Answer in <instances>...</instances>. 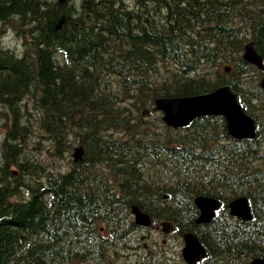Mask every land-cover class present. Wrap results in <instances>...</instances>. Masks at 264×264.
Listing matches in <instances>:
<instances>
[{"label": "trees", "instance_id": "trees-1", "mask_svg": "<svg viewBox=\"0 0 264 264\" xmlns=\"http://www.w3.org/2000/svg\"><path fill=\"white\" fill-rule=\"evenodd\" d=\"M7 30L19 42L6 48L0 35V264H113L117 242L139 232L134 204L196 234L202 264L264 258L263 72L243 59L252 41L264 61V0H0ZM223 85L255 119V138H232L220 117L173 129L154 110L157 98ZM37 130L53 158L82 146V160L20 161ZM199 195L221 201L202 225ZM239 196L251 220L229 215ZM146 239L135 249L149 251Z\"/></svg>", "mask_w": 264, "mask_h": 264}, {"label": "water", "instance_id": "water-1", "mask_svg": "<svg viewBox=\"0 0 264 264\" xmlns=\"http://www.w3.org/2000/svg\"><path fill=\"white\" fill-rule=\"evenodd\" d=\"M64 21L65 18L63 17L57 25V29L62 28ZM244 59L264 70L262 57L256 51L254 43L247 44ZM261 86L264 90V77ZM155 104L156 110L164 113L163 120L175 128L187 126L198 117L223 116L227 120L228 131L234 138L244 140L256 137L255 121L245 113L237 95L229 86L220 87L212 93L203 95L157 99ZM81 154L82 150H78L75 154V160L79 159ZM195 202L201 212L197 223L210 222L220 206V201L217 199L204 196L197 197ZM229 208L230 214L234 217L244 220L252 218L250 204L246 197L236 199ZM132 212L135 215L137 225L149 227L152 224V218L141 211L138 206H134ZM168 225V223L163 224L164 231L168 229ZM184 240L185 247L182 250V256L188 264H196L206 258V249L198 237L192 233H187ZM250 264H264V259L256 258Z\"/></svg>", "mask_w": 264, "mask_h": 264}, {"label": "rangeland", "instance_id": "rangeland-1", "mask_svg": "<svg viewBox=\"0 0 264 264\" xmlns=\"http://www.w3.org/2000/svg\"><path fill=\"white\" fill-rule=\"evenodd\" d=\"M0 35H1V38L3 41V45L6 48H14V47H16V45H18L19 39L13 31L7 30L4 33H0ZM4 116H6V115H5V113H3L1 111V107H0V145L2 143H4L6 140L5 139L6 129L4 127L6 125V122L3 120ZM35 141L36 142L32 143L33 142L32 141L29 144V147L27 149L28 155H26V152L20 154L21 151H19L20 160L23 159V161H26L27 159L31 158L33 163L36 165L42 161H44L46 163H49V162L53 163L54 162L55 165L52 164V166H51V164H49L50 170H54L58 167L61 169H65V167L71 162V160H73L74 150L70 154L65 155L64 158L58 160V159L53 158L51 156V153L47 152V150L45 148H43V150H42L43 145L38 144V138H35ZM18 169L20 170L19 167H18ZM137 234H138V236H140V238L144 237V236L147 237V239H146L147 242L145 241L144 245H145V243H148L150 249H153L154 251L155 250L156 251L169 250L170 255L173 256L174 258H175L177 251H179L181 249V247H180L181 240H180V238H177V235H174L173 233H171L169 235H164L160 229H158V230L152 229L150 231L142 230V232L139 231ZM137 234H134L135 236H132V239H136ZM163 239L166 240L167 246L160 248L157 245V243H161V241H163ZM127 241L130 242L128 239H127ZM138 250L144 251V248L141 247V248H138ZM135 251H136V249H135ZM136 252H138V251H136Z\"/></svg>", "mask_w": 264, "mask_h": 264}, {"label": "flooded vegetation", "instance_id": "flooded-vegetation-1", "mask_svg": "<svg viewBox=\"0 0 264 264\" xmlns=\"http://www.w3.org/2000/svg\"><path fill=\"white\" fill-rule=\"evenodd\" d=\"M10 175L12 177V173H10ZM164 243H165V241H164ZM149 256H150V259L152 261L151 255H149ZM157 256H159L157 261H155V263H153V261L152 262L150 261L151 264H163L164 261L167 262L168 258L170 257V254H169L168 250H165V251L157 252ZM114 258L115 259H114L113 264H137L136 262L141 261V259H142L141 255L138 254L135 250H131L129 252H124L121 255L114 256Z\"/></svg>", "mask_w": 264, "mask_h": 264}, {"label": "bare ground", "instance_id": "bare-ground-1", "mask_svg": "<svg viewBox=\"0 0 264 264\" xmlns=\"http://www.w3.org/2000/svg\"><path fill=\"white\" fill-rule=\"evenodd\" d=\"M197 219V218H196ZM196 222V220H195ZM127 239L130 241L128 242ZM137 239V238H136ZM136 239H132V237H129L127 235V238L122 240L121 242H117L115 245L114 249L116 251V254L114 256H118L123 254L124 252H129L131 250H135V244H136ZM128 250V251H127ZM115 259V258H114ZM41 264V263H38ZM166 264V263H165Z\"/></svg>", "mask_w": 264, "mask_h": 264}]
</instances>
